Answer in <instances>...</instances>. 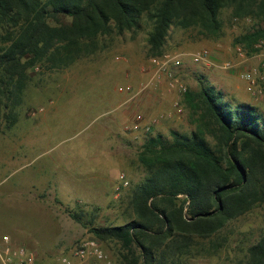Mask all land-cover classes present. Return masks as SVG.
<instances>
[{
	"label": "trees",
	"instance_id": "1",
	"mask_svg": "<svg viewBox=\"0 0 264 264\" xmlns=\"http://www.w3.org/2000/svg\"><path fill=\"white\" fill-rule=\"evenodd\" d=\"M257 20L261 27L234 40L247 52L264 42V0H0V126L11 129L35 68L65 69L99 50L100 38L150 26V55L161 56L171 27L216 36L221 14ZM258 51V50H257ZM194 131L171 139L148 135L138 162L144 180L130 194L134 218L94 226L67 212L98 244L117 247L121 264H177L196 238L264 206V113L228 103L213 87L186 93ZM195 237V239H194ZM246 264H264V234L248 248Z\"/></svg>",
	"mask_w": 264,
	"mask_h": 264
},
{
	"label": "rangeland",
	"instance_id": "2",
	"mask_svg": "<svg viewBox=\"0 0 264 264\" xmlns=\"http://www.w3.org/2000/svg\"><path fill=\"white\" fill-rule=\"evenodd\" d=\"M221 19L222 27L216 36L202 35L197 28L171 27L161 56L148 52L150 26L143 21L138 29L121 36L100 38L97 52L83 56L65 69L43 72L35 68L29 71L31 80L17 111V123L9 130L5 129L4 123L0 126V219L9 212V202L26 198L30 192L32 196L45 195L46 202L60 211L62 220L69 223L64 240L56 250L41 256L33 252L40 264L60 257L70 258L71 264H121L117 247L112 243L99 244L105 256L103 260L92 256L73 257L71 252L76 246L93 238L87 228L72 220L67 212L84 214L85 223L93 216L94 226L122 225L134 218L130 194L146 177L138 154L146 137L154 131L146 134L126 129L136 113L146 118L144 110L141 111L146 93L129 101L118 89L124 86L138 89L152 81L150 77L156 66L151 59L166 56L179 60L180 65L171 66V69L175 79L186 87V92L182 93L176 83L171 84L164 75L160 78L177 87V102L172 110L159 109L149 118L151 121L162 115L160 118L166 119L162 124L170 121L175 125L165 126L163 132L159 130L154 135L159 133L170 140L171 131L183 134L194 131L185 94H196L204 85L213 87L228 103H241L246 101L244 98H249L264 113V91L262 94L248 91L239 78L242 71L256 69L263 77L257 83L258 88L264 90V42L255 44L256 52L253 53L234 44L235 39L261 24L251 18L232 19L229 10L222 12ZM197 52H205L209 63L193 62L192 55ZM117 57L120 60H116ZM227 62L232 68L222 67ZM239 94L244 98H239ZM104 101L122 105L127 111L116 123L106 121L112 112L107 113L110 107ZM175 105L181 108L180 114L174 112ZM169 112H174L171 117L166 116ZM104 149L107 152L104 157H96L97 163L84 156ZM109 164L115 165V186L104 182L107 177L102 175ZM109 175L112 177V171ZM96 176L101 177V184ZM124 182H127L126 186ZM27 223L29 227L37 228L30 221ZM38 232L40 236L46 234ZM263 234L264 206L260 205L229 221L212 236L196 238L190 255L177 264H246L248 248Z\"/></svg>",
	"mask_w": 264,
	"mask_h": 264
},
{
	"label": "crops",
	"instance_id": "3",
	"mask_svg": "<svg viewBox=\"0 0 264 264\" xmlns=\"http://www.w3.org/2000/svg\"><path fill=\"white\" fill-rule=\"evenodd\" d=\"M150 80H152L148 81L150 86L145 92L146 96L144 100V108L141 109V111L144 110V114L146 115V122H150L151 118L149 117L155 116L159 109L168 108L172 110L174 103L177 102V87L175 85L168 84L164 80V78H154L153 74L150 77ZM238 96H240L239 98H244L241 94H239ZM243 100L246 101H243L241 103H248L253 105V103L249 101V98H244ZM109 102L111 101L103 102L105 104H108V106L110 107L109 109H107V113L112 112L111 116L106 121L112 120L114 121V123H116L120 118L119 116L121 114L124 115L127 110L124 109L122 105L118 106L115 103ZM161 116L162 115L156 117L157 122L152 127V131H154L153 135L156 132H160L159 130H162L163 132L165 126L175 125V123H171L170 121H166L162 124V122L166 119L160 118ZM105 152L107 151L104 149L103 151H94V153H85L84 156L86 158L90 157L94 162L97 163L99 160H97L96 157H104ZM90 158L88 159L91 160ZM103 163H106V161L104 160ZM105 165H107V163ZM109 165L105 166V169H103L104 171H102V175L107 177V181L104 182H107V184H109L110 186H115V165H113V167ZM111 171L113 173L112 177L111 175H109ZM96 178L101 184V177L96 176ZM99 186L100 185H98V187ZM31 193L32 192H30V196H26V198L13 199V201L9 202V204L7 205V209L9 210V212L6 214L5 218L0 219V243H2L3 237H8L10 240V244L13 247L22 246L25 249H28L29 251L40 255L44 252H51L54 249L56 250V246H58L64 240L63 236L65 235V229L67 228L69 223L66 220L65 222L62 220L63 215L59 210L54 208L51 203L46 202L44 198L45 195L42 194L41 196H32ZM26 221H30V224H35L37 228L35 229L33 227H29ZM4 228H6V230ZM38 231L44 233L46 232V234H44L45 236L38 235Z\"/></svg>",
	"mask_w": 264,
	"mask_h": 264
},
{
	"label": "built area",
	"instance_id": "4",
	"mask_svg": "<svg viewBox=\"0 0 264 264\" xmlns=\"http://www.w3.org/2000/svg\"><path fill=\"white\" fill-rule=\"evenodd\" d=\"M258 47L261 48L262 46L258 45ZM238 52L239 54H242L241 51L238 50ZM116 60L120 59L117 57ZM192 60L195 63H209L205 52H197L193 54ZM125 61L126 59H124V62ZM150 62L156 66L153 73L154 78L160 79L164 75L171 84H177L180 92H186V87H184L183 84L179 83L175 79L171 69V66L176 67L180 65L179 60L165 56L164 58H153ZM222 67L224 69H230L232 68V64L227 62ZM239 78L247 85L246 87L248 91L252 93H256L257 91L259 94L263 93L264 90H259L257 85L259 80H263V77L256 69L242 71L239 75ZM149 85V83L143 84L138 89H133L131 86H124L120 87L118 92L126 94L129 98V101H131L138 98L143 92H146L149 88ZM174 110V112L177 114L182 112L178 105H175ZM174 112H169L166 114V116L171 117ZM156 122L157 118L152 119L150 122H146L145 116L140 113H136L132 120L129 121L126 129L130 131H143L146 134H149L152 132V127ZM123 185L126 186L127 182H124ZM71 255L77 259H84L88 256H92L98 260L105 259L103 251L99 248L98 242L92 239L76 246L72 250ZM0 261L2 264H40L32 251H29L22 246L13 247L10 244L8 237H3L2 243H0ZM45 264H71V260L68 257H60L47 261Z\"/></svg>",
	"mask_w": 264,
	"mask_h": 264
}]
</instances>
